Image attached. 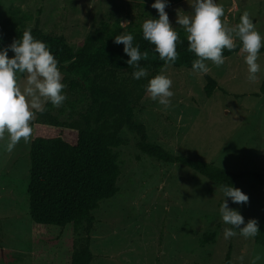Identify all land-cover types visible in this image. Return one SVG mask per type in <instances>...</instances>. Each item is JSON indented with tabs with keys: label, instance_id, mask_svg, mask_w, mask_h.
<instances>
[{
	"label": "rangeland",
	"instance_id": "374dc122",
	"mask_svg": "<svg viewBox=\"0 0 264 264\" xmlns=\"http://www.w3.org/2000/svg\"><path fill=\"white\" fill-rule=\"evenodd\" d=\"M155 0H0V21L19 9L32 17L31 27L47 34L63 36L77 50L102 21L112 14L122 26L142 27L147 19H158L151 7ZM224 7L226 26L239 23L247 11L256 30L264 36V0H217ZM169 22L178 32L177 14H191L193 0H167ZM185 33V32H184ZM186 34V33H185ZM235 44L240 43L238 40ZM244 53L240 52L210 71L199 74L167 65L159 74L172 80L171 106H163L146 94L135 111V121L143 124L148 142L175 156H185L231 171L258 173L264 178V54H259L260 71L250 82ZM9 58L14 53H8ZM62 74V81L65 77ZM218 83L211 98L204 88L205 76ZM20 88L26 75L18 77ZM68 94H66L67 96ZM47 102L43 103V108ZM30 122L31 127L36 118ZM33 128V127H32ZM23 139L14 150H6L7 134L0 139V264H55L72 254L74 245L84 240L83 229L75 236L55 232L36 240L27 193L30 182V145ZM121 137L128 145L115 149L121 177L119 193L100 203L91 235V264H264V249L254 238L236 236L225 240L219 207L224 196L220 186L178 164H166L139 151L136 134L124 129ZM249 197L247 204L228 206L238 210L245 224L260 223L264 205V186L246 176L237 181ZM243 227V225L241 226ZM215 233L213 243L204 247V235ZM259 257V259H257Z\"/></svg>",
	"mask_w": 264,
	"mask_h": 264
},
{
	"label": "trees",
	"instance_id": "16d2710c",
	"mask_svg": "<svg viewBox=\"0 0 264 264\" xmlns=\"http://www.w3.org/2000/svg\"><path fill=\"white\" fill-rule=\"evenodd\" d=\"M31 21L30 15L10 9L8 16L0 21V48L30 30L35 39L46 43L65 75L62 82L66 85L67 99L59 108L47 102L32 123L27 189L36 240L58 231L75 236L83 229L85 234L84 240L74 245L72 254L55 264H91L94 260L93 213L99 210L102 201L119 193L117 183L122 171L115 149L128 145L121 137L124 129L138 136L137 148L141 153L159 162L182 165L218 185L229 183L235 187L237 181L251 176L264 186V178L258 173L235 174L212 163L175 156L148 142L145 126L135 121V111L146 96L148 81L167 65L154 51L155 46L143 38L142 27L126 31L120 19L112 14L74 50L65 37L45 33L39 27V20L31 27ZM122 33L133 34L134 45H139L141 53H147V58L140 62L147 70L145 78H132L134 69L126 63L129 57L123 52L124 46L114 43V37ZM178 34V58L171 66L191 70L197 57L188 51L186 34L182 31ZM236 45L231 51H223L225 58L241 52L240 43ZM259 54H264V47ZM205 79L204 92L211 98L218 83L209 75ZM261 93L264 94V83ZM258 228L254 240L264 249V205ZM215 237V233L204 235L200 246L213 243ZM229 258L225 264H229Z\"/></svg>",
	"mask_w": 264,
	"mask_h": 264
},
{
	"label": "clouds",
	"instance_id": "9594fccd",
	"mask_svg": "<svg viewBox=\"0 0 264 264\" xmlns=\"http://www.w3.org/2000/svg\"><path fill=\"white\" fill-rule=\"evenodd\" d=\"M157 11L158 19H147L142 24L143 38L155 46L154 51L165 65L174 64L178 58L176 51L179 34L169 22L165 11L167 0H155L151 5ZM177 14L176 23L182 26L188 41V51L197 58L192 62L191 71L207 74L210 68L207 62L216 67L225 63L223 51L236 48L234 41L240 42V51L244 53L250 82L257 80L260 71L259 53L264 47V36L256 30L253 20L247 11L239 18L234 27L226 26L222 18L225 15L223 5L217 0H193L191 14ZM131 33L114 37V43L122 44L126 61L132 67V78L140 80L147 76V70L140 62L147 58L141 53L139 45H134ZM14 53L9 58L8 53ZM26 75V86L23 90L18 83L19 75ZM172 80L164 74H157L145 86V93L151 100L168 109L174 92ZM62 82V74L46 43L35 39L30 30L23 32L22 37L10 45L0 48V139L7 134L6 150L11 152L23 139L28 142L33 128L30 122L35 111H43V103L49 102L54 107H61L67 99ZM224 199L219 207L222 222L229 227L223 230V238L228 240L237 234L244 238H254L259 233L258 222L250 219L246 224L238 210L228 206V199L235 204H247L249 197L231 184L220 186ZM243 225V227H241ZM259 259V257H257ZM255 264V262H253Z\"/></svg>",
	"mask_w": 264,
	"mask_h": 264
}]
</instances>
